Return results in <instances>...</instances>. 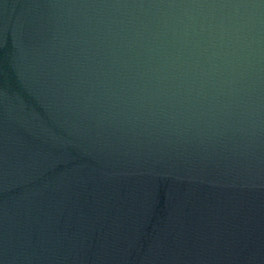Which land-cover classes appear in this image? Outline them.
<instances>
[{
	"label": "water",
	"instance_id": "1",
	"mask_svg": "<svg viewBox=\"0 0 264 264\" xmlns=\"http://www.w3.org/2000/svg\"><path fill=\"white\" fill-rule=\"evenodd\" d=\"M0 264H264V0H0Z\"/></svg>",
	"mask_w": 264,
	"mask_h": 264
}]
</instances>
